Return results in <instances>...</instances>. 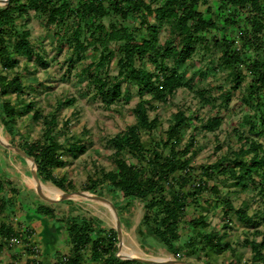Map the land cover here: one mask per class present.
I'll return each mask as SVG.
<instances>
[{"label": "trees", "instance_id": "trees-1", "mask_svg": "<svg viewBox=\"0 0 264 264\" xmlns=\"http://www.w3.org/2000/svg\"><path fill=\"white\" fill-rule=\"evenodd\" d=\"M152 1L158 2L156 6ZM200 1L206 0H9L0 7V122L8 142L23 148L35 161L38 179L63 191L75 189L71 180L54 174L55 168L66 165L63 156L86 149L81 136L75 132L68 136L70 119L58 125L57 112L63 104H72L74 98L60 99L57 109L45 112L36 106L32 96L37 81H27L17 71L22 57L26 60L24 70L27 62L34 59L45 64L36 53L27 28V17L33 11L46 30H53L57 43L65 44L78 59L85 58L89 48L97 55L82 72L95 86L103 105L110 107L121 97L123 82L133 83L140 94L134 107L136 121L107 139L113 149V167H96L83 190L100 193L106 188L119 193L125 207L134 200L142 202L143 220L175 259L202 250L207 256L204 264H264V230L254 231L255 235L261 234L259 241L245 236L240 243L250 248L249 259H232L228 263H213L209 259L211 254L219 256L231 249V242L224 238L234 220L253 225L257 223L256 217L264 218L259 208L249 214V200L235 205L221 195L222 186H234L257 189L264 197V145L253 135L259 127L264 128V0H212L215 7L208 9L207 15L198 9ZM104 18L109 19L108 24ZM163 22L168 28L162 41L158 27ZM213 30L220 33L213 41L221 51L218 67L227 70L226 77L233 83L223 91L222 105L230 103L233 91L242 89L239 103L253 113L242 119L249 125L250 133L236 125L233 130L238 135V145L223 150L212 163L201 165V175L194 177L192 156L196 151L190 150L194 136L190 135L184 144L182 140L194 120L206 132L222 124V105L216 104L217 97L206 88L196 89L193 92L201 107H208L214 114H187L184 108H178L167 128L161 130H157L162 128L161 121L156 115L151 117L149 110L154 108L153 101L166 103L178 88L188 85L177 65L192 57L196 42L209 44L208 36ZM112 62L117 74L109 77ZM247 77L248 84L241 88ZM145 92L148 98H144ZM22 115L40 125L39 137H26L19 125ZM154 132L158 139L147 145L141 134ZM213 194L217 197L213 205L222 212V230L209 229L207 215L203 214L208 211ZM113 204L119 211V205ZM24 205L14 179L0 173V215L9 220L0 222L1 250H10L17 245L11 239L19 238L24 250L34 253V230L26 218L16 219L20 210L22 215L50 219L64 227L70 250L55 264H150L115 255V228L71 215L72 210L61 213L55 205L41 201L29 204V210ZM24 264L42 263L30 257Z\"/></svg>", "mask_w": 264, "mask_h": 264}, {"label": "rangeland", "instance_id": "rangeland-1", "mask_svg": "<svg viewBox=\"0 0 264 264\" xmlns=\"http://www.w3.org/2000/svg\"><path fill=\"white\" fill-rule=\"evenodd\" d=\"M157 3L152 1L153 6H156ZM2 6L3 4L0 5V7ZM214 7L212 0H206L205 2L200 1L198 9L207 15L208 9H213ZM27 18L30 40L33 42L36 53L42 57L45 64H41L34 59L27 62V70H24L26 60L22 57L20 58L17 71L22 72L23 78L27 81L33 78L37 81L38 87L36 91L32 92V96L35 97L36 106L42 108L45 112L57 109V101L60 99L74 98L72 104H63L57 112L58 125L61 126L63 121L70 119L68 136L72 132L81 136L86 149L84 152L63 156L66 165L55 168L54 174L56 177L65 176L67 181L71 180L75 185L73 191H86L83 190V186L87 181V177L93 173L96 167H104L107 170L113 167L111 161L113 149L107 142V139L124 131L127 126L136 121L134 107L140 97L139 91L133 83L123 82L121 97L110 107H106L97 94L95 86L89 82L88 77L82 72V68L95 60L97 55L89 48L86 52V57L78 59L77 54L71 52L65 44L59 45L57 43L53 30H46L33 11L29 13ZM103 21L107 24L109 23L108 18H104ZM167 28L166 22L161 23L158 27L159 37L162 41L167 36ZM219 36L220 33L218 31H211L208 36L211 40L210 43L196 42V51L192 57L184 64L177 65V68L183 73V81L188 83V85L178 88L174 96L166 103L153 101L154 108L149 110V115L151 117L156 115L161 121L162 128L157 130L167 128L171 122L172 115L178 108H184L187 114H191L192 112H196L200 116L214 114L208 107H201V102L193 92L198 88L208 89L212 96L217 97L216 104H223V91L229 90V87L233 83L226 77L227 70L218 67L220 63L218 58L221 51L219 47L214 46L213 41ZM114 63L112 62L108 68L107 73L109 77L117 74V68ZM241 68V71L244 72V67L242 66ZM97 73V71H93V74ZM248 82L249 77L244 80L241 88H244ZM241 91L242 89L233 91L230 103L227 106L222 105L220 111L224 119L216 130L206 132L199 128V124L195 120L193 124L188 125L182 143L184 144L190 135L194 136V143L190 149L196 151L192 156V164L195 166L193 171L194 177L201 175V165L204 166L212 163L221 155L223 150L225 151L228 147L234 148L238 145V135L233 130L236 125H239V129L244 133H250L249 125L242 119L244 115L252 114L253 111L239 103ZM148 97L149 94L145 92L144 98ZM19 125L23 128L29 140L40 136V125L33 122L29 116L22 115ZM263 133L264 128L259 127L257 133L253 135L264 145ZM0 137L8 142L1 122ZM141 137L149 145L151 141L157 140L159 136L154 132L153 134L142 133ZM217 145H221L222 148H218ZM16 154L19 153L0 145V173L14 179L17 188L20 189L21 200L25 202L24 207L29 210V204H33V201L44 202L38 195V189L31 177L30 171L33 161L31 162L21 154L19 155L24 160L18 158ZM39 184L44 187L42 191L47 197L52 196L50 191L46 189L60 191L49 181L46 182L39 179ZM95 194L105 196L112 202L117 203L119 205L117 215H115L112 208L106 202L99 200L72 198V202L59 201L52 203V205H55L61 213L72 210L73 213L71 215L84 216L101 227L116 229L117 220H119L122 242L117 243V247L119 245L121 248L115 252L117 257H119L117 255L118 251L119 253L131 251L141 257L175 259L173 254L167 252L164 245L152 235L149 225L143 220L142 215L145 212V208L142 202L134 200L131 205L125 207L121 203L122 197L119 193H113L103 188L100 193ZM221 195L231 199L235 205L249 200V214H252L259 208L262 210L264 217L262 204L264 203V197L259 194L257 189L250 188L249 190H244L234 186H222ZM216 198L213 194L212 202L208 205V211L203 212V214L207 215L209 229L222 230V212L220 208H216L213 205L216 202ZM22 219L26 220L25 217ZM255 220L257 223L253 225L241 224L237 220L230 223L231 228L226 230L228 233L224 240L231 242V249H228L223 255L211 254L209 259L213 263H228L232 259H242L243 261L249 259L251 256L250 248L241 245L244 237H254L259 241L262 236L261 234L255 235L254 231L264 230V218L259 216ZM138 227H140L141 231ZM184 237L185 234H183V239ZM21 244L17 243V245ZM37 246L39 252L36 257L42 263L41 249L39 245ZM179 254L182 255L181 252ZM16 257V261L26 262L33 255L27 253V251H22L20 255L16 254ZM206 258L205 253L200 250L198 254L182 256L180 259L193 264H204ZM13 260L9 261V264Z\"/></svg>", "mask_w": 264, "mask_h": 264}, {"label": "crops", "instance_id": "crops-1", "mask_svg": "<svg viewBox=\"0 0 264 264\" xmlns=\"http://www.w3.org/2000/svg\"><path fill=\"white\" fill-rule=\"evenodd\" d=\"M23 217L27 219L28 226L34 230L31 242L39 245L42 264H55L63 255L69 253L70 246L66 231L62 225L55 224L50 219L28 214L22 215L18 211L16 219L21 220ZM2 220L9 221L7 217L0 215V222ZM12 223L15 224V221H12ZM22 251H25L23 245H15L10 250L0 249V264H9L12 259H17L16 254L20 255Z\"/></svg>", "mask_w": 264, "mask_h": 264}, {"label": "water", "instance_id": "water-1", "mask_svg": "<svg viewBox=\"0 0 264 264\" xmlns=\"http://www.w3.org/2000/svg\"><path fill=\"white\" fill-rule=\"evenodd\" d=\"M2 4L5 5L9 0H1ZM0 145L5 147L6 149L15 151L19 154H21L22 156H24L26 159L30 160L32 162V167H31V177L34 180L36 187L38 189V195L40 196V198L42 199V201L46 204H52V203H56L65 199H72V198H83V199H92V200H99L102 202H106L114 211L115 215H117V210L113 204V202L111 200H109L107 197L99 195V194H95V193H91V192H86V191H63L60 190L57 193H54V195L52 197H47L44 195L42 188L40 187L39 184V179L37 177V173H36V164L35 161L29 156V154L21 147L13 145L7 141H5L4 139H2L0 137ZM120 222L119 220H117V225H116V232H117V237H118V242L121 243L122 242V238L120 236ZM120 246L118 245V250H120ZM117 255L122 258V259H132V260H136V261H140L143 263H150V264H158V263H163V264H193L191 262L182 260V259H164V258H147V257H141V256H137L135 255L133 252L129 251V253H119V251L117 252Z\"/></svg>", "mask_w": 264, "mask_h": 264}, {"label": "built area", "instance_id": "built-area-1", "mask_svg": "<svg viewBox=\"0 0 264 264\" xmlns=\"http://www.w3.org/2000/svg\"><path fill=\"white\" fill-rule=\"evenodd\" d=\"M11 242H13L14 244H17V243L20 242V240H19V238H12V239H11ZM32 249L34 250L33 258L37 259L36 256H37V254H38V252H39V248H38V246L36 245V246H34ZM37 260H38V259H37ZM13 264H24V262H22V261H14Z\"/></svg>", "mask_w": 264, "mask_h": 264}, {"label": "bare ground", "instance_id": "bare-ground-1", "mask_svg": "<svg viewBox=\"0 0 264 264\" xmlns=\"http://www.w3.org/2000/svg\"><path fill=\"white\" fill-rule=\"evenodd\" d=\"M2 4V1L0 0V5ZM40 187L41 188H44L42 185H40ZM47 191H50V193H51V196H53L54 195V193H57L58 191H52V190H49V189H46ZM124 253H126V252H124ZM129 253V252H128Z\"/></svg>", "mask_w": 264, "mask_h": 264}]
</instances>
